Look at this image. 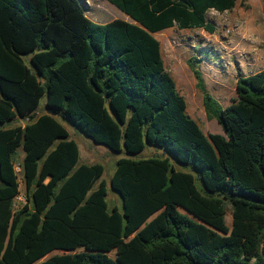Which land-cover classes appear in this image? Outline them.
I'll list each match as a JSON object with an SVG mask.
<instances>
[{"label": "trees", "instance_id": "obj_1", "mask_svg": "<svg viewBox=\"0 0 264 264\" xmlns=\"http://www.w3.org/2000/svg\"><path fill=\"white\" fill-rule=\"evenodd\" d=\"M110 2L132 22L98 23L81 0H0V264H264V68L239 72L223 107L200 59L188 61L223 129L207 133L156 37L213 34L207 13L238 0ZM58 118L113 152L161 147L188 171L169 157L122 158L110 183L123 211L109 210L107 183L94 188L104 167L79 163Z\"/></svg>", "mask_w": 264, "mask_h": 264}, {"label": "rangeland", "instance_id": "obj_2", "mask_svg": "<svg viewBox=\"0 0 264 264\" xmlns=\"http://www.w3.org/2000/svg\"><path fill=\"white\" fill-rule=\"evenodd\" d=\"M86 15L98 23H107L115 19L132 20L115 7L110 0H81ZM207 20L213 24L216 31L213 34L203 29L179 30L173 28L156 34L163 49L164 60L177 82V86L186 98L188 114L196 119L207 133L223 134V129L217 120H208L203 106V97L196 87L193 72L188 61L196 55L200 59L198 68L202 72L209 92L223 107H228L236 98V85L239 72L249 75L257 70V62L264 59V1L238 0L236 7L219 14L207 13ZM200 48L203 53L197 51ZM212 53L210 58L205 53ZM243 70H245L243 72ZM46 96L41 99L39 110H43ZM69 131L70 138L75 140L80 152V164H100L104 174L95 185V189L104 180L107 183V203L109 210L118 207L123 211L121 196L111 188V177L116 170L118 160L122 158L148 159L152 157H169L177 169L188 171L177 164L172 156L161 147L145 144L141 153L132 156L126 153L113 152L102 144L94 143L74 127L58 118ZM22 150L18 153L21 161ZM22 184V182H21ZM24 186L16 200V207L25 202ZM231 224V211L226 217ZM54 252L51 255L59 254Z\"/></svg>", "mask_w": 264, "mask_h": 264}, {"label": "crops", "instance_id": "obj_3", "mask_svg": "<svg viewBox=\"0 0 264 264\" xmlns=\"http://www.w3.org/2000/svg\"><path fill=\"white\" fill-rule=\"evenodd\" d=\"M128 17V16H127ZM196 56V55H195ZM194 57V56H193ZM256 65H258L257 67V70L255 71V72H250V74L249 75H252V74H255V73H257V72H259L260 70H262L263 68H264V59L260 62V63H258L257 62V64ZM169 70V69H168ZM170 71V70H169ZM245 70H243V72H244ZM171 72V71H170ZM249 75H244V76H249ZM23 157H24V154H23V152H22V155H21V159H23Z\"/></svg>", "mask_w": 264, "mask_h": 264}, {"label": "built area", "instance_id": "obj_4", "mask_svg": "<svg viewBox=\"0 0 264 264\" xmlns=\"http://www.w3.org/2000/svg\"><path fill=\"white\" fill-rule=\"evenodd\" d=\"M210 11H212V14H214V15L215 14H219V12L216 11L215 9H211ZM15 170H16L17 173L21 172V164H20V162L15 163Z\"/></svg>", "mask_w": 264, "mask_h": 264}]
</instances>
